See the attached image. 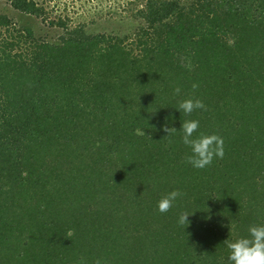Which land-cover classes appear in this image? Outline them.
<instances>
[{"label": "trees", "instance_id": "1", "mask_svg": "<svg viewBox=\"0 0 264 264\" xmlns=\"http://www.w3.org/2000/svg\"><path fill=\"white\" fill-rule=\"evenodd\" d=\"M6 1L63 32L0 12V264H230L225 240L264 224V0L131 1L123 36L72 26L59 0ZM189 98L205 108L181 114ZM190 119L224 141L204 169Z\"/></svg>", "mask_w": 264, "mask_h": 264}, {"label": "clouds", "instance_id": "2", "mask_svg": "<svg viewBox=\"0 0 264 264\" xmlns=\"http://www.w3.org/2000/svg\"><path fill=\"white\" fill-rule=\"evenodd\" d=\"M191 68V63L185 65ZM193 87H196L194 84ZM181 89L177 87L175 93L179 94ZM175 108L185 115H190L197 109H204L205 104L200 99H184L180 101ZM155 112V111H153ZM200 127L199 120L190 119L182 120V125L179 128L183 132L182 142L189 149V154L186 155V162L193 168L204 169L209 166L215 158H223L224 156V141L217 134L205 135L198 133ZM176 127L168 128L165 126L167 135H171ZM138 135H144L145 132L137 129ZM184 195L180 190L174 189L170 191L158 202V210L161 213H166L171 209L174 203ZM188 212H184L179 217V223L185 224L189 221ZM249 235L235 240H225L229 249L228 260L230 264H264V224L252 225L248 229ZM81 264H84L82 261ZM95 264H102L98 259Z\"/></svg>", "mask_w": 264, "mask_h": 264}, {"label": "rangeland", "instance_id": "3", "mask_svg": "<svg viewBox=\"0 0 264 264\" xmlns=\"http://www.w3.org/2000/svg\"><path fill=\"white\" fill-rule=\"evenodd\" d=\"M131 1L135 0H59L61 5H64L62 8L67 4V11L61 12V9H58L51 13L54 15H58L59 13L64 15L65 12H68L71 19L69 24L72 23V26H76L80 23H85L84 28L88 33L105 32L123 36L125 34H131L137 26L142 24L140 20L130 15V10L141 6L143 2L139 1V4H130L129 2ZM113 5L120 6L127 14L126 12H124L126 15L110 13ZM127 6L130 7L128 10L126 9ZM88 9L90 11H88ZM99 10L102 16L99 15ZM0 12L9 14L15 21L32 28L36 35L40 34L50 40L57 39L63 32L61 28L49 25L47 21L44 22L39 17L18 13V11L14 10L6 0H0Z\"/></svg>", "mask_w": 264, "mask_h": 264}]
</instances>
